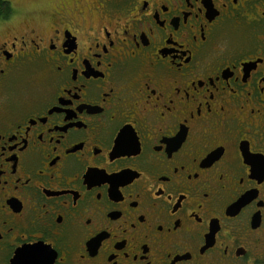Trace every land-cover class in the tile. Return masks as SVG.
Returning a JSON list of instances; mask_svg holds the SVG:
<instances>
[{"label": "flooded vegetation", "instance_id": "obj_1", "mask_svg": "<svg viewBox=\"0 0 264 264\" xmlns=\"http://www.w3.org/2000/svg\"><path fill=\"white\" fill-rule=\"evenodd\" d=\"M36 1L0 19V264H264V0Z\"/></svg>", "mask_w": 264, "mask_h": 264}, {"label": "rangeland", "instance_id": "obj_2", "mask_svg": "<svg viewBox=\"0 0 264 264\" xmlns=\"http://www.w3.org/2000/svg\"><path fill=\"white\" fill-rule=\"evenodd\" d=\"M11 7L13 15H20L24 8H31L32 10H36L37 4L32 3L33 0H7ZM36 1V0H35ZM47 0H37L36 3L41 4L45 3Z\"/></svg>", "mask_w": 264, "mask_h": 264}, {"label": "trees", "instance_id": "obj_3", "mask_svg": "<svg viewBox=\"0 0 264 264\" xmlns=\"http://www.w3.org/2000/svg\"><path fill=\"white\" fill-rule=\"evenodd\" d=\"M12 13V7L7 0H0V19L6 18Z\"/></svg>", "mask_w": 264, "mask_h": 264}, {"label": "snow or ice", "instance_id": "obj_4", "mask_svg": "<svg viewBox=\"0 0 264 264\" xmlns=\"http://www.w3.org/2000/svg\"><path fill=\"white\" fill-rule=\"evenodd\" d=\"M66 2H67V4H68L69 6H71V5L73 4L74 0H66Z\"/></svg>", "mask_w": 264, "mask_h": 264}]
</instances>
